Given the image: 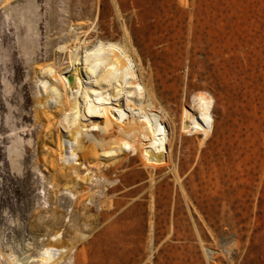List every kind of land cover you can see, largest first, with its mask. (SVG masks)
Returning <instances> with one entry per match:
<instances>
[{"label":"rangeland","instance_id":"rangeland-1","mask_svg":"<svg viewBox=\"0 0 264 264\" xmlns=\"http://www.w3.org/2000/svg\"><path fill=\"white\" fill-rule=\"evenodd\" d=\"M76 37L127 52L168 154L59 174ZM47 245L61 264H264V0H0V264Z\"/></svg>","mask_w":264,"mask_h":264},{"label":"bare ground","instance_id":"bare-ground-1","mask_svg":"<svg viewBox=\"0 0 264 264\" xmlns=\"http://www.w3.org/2000/svg\"><path fill=\"white\" fill-rule=\"evenodd\" d=\"M87 44L86 41L80 43L76 37L74 46L68 49L69 63L60 69V73H64L60 75L61 86L64 91L68 89L70 95L65 101L68 112L59 121L61 130L65 132L59 157L65 172L59 174L71 178L73 173L77 181H85L92 174L90 159L111 160L130 153L135 158L141 156L152 161L168 154L172 146V138L167 135L160 116L153 113L149 102L145 104L143 101L127 52L116 44L100 40ZM44 72L55 73L51 67ZM70 76L72 84L68 82ZM50 89L52 94H60L55 86L50 85ZM108 89L112 92L107 93ZM122 98L125 99V109L120 105ZM194 103L198 116H191V129L207 138L212 128L211 103L200 96L194 99ZM98 120H102L103 125L95 122ZM189 126L187 123L183 128ZM90 133L94 134L97 143L91 142L84 147V135ZM130 166V160L118 165L123 169ZM81 167L87 171L83 177L78 174ZM65 252V248L43 246L38 255L27 263L61 264ZM6 258L8 264H23L15 255Z\"/></svg>","mask_w":264,"mask_h":264},{"label":"water","instance_id":"water-1","mask_svg":"<svg viewBox=\"0 0 264 264\" xmlns=\"http://www.w3.org/2000/svg\"><path fill=\"white\" fill-rule=\"evenodd\" d=\"M68 82H69V84H72L73 83V79H72V77L70 76V77H68Z\"/></svg>","mask_w":264,"mask_h":264}]
</instances>
